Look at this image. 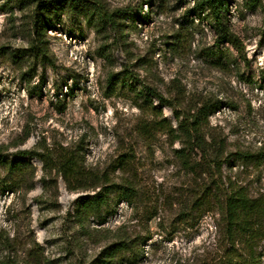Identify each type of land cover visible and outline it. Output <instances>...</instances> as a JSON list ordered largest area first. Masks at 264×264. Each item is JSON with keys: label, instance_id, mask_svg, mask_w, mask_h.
<instances>
[{"label": "rangeland", "instance_id": "1", "mask_svg": "<svg viewBox=\"0 0 264 264\" xmlns=\"http://www.w3.org/2000/svg\"><path fill=\"white\" fill-rule=\"evenodd\" d=\"M99 1L126 11L122 33L64 15L48 27L51 60L34 65L25 12L0 0V147L10 162L73 151L88 175L136 191L103 219L81 218L77 203L100 188L68 184L37 157L23 171L0 163V264H108L119 237L137 251L112 264H264V233L232 243L216 198L238 184L264 199V0H226L239 46L218 44L195 0ZM112 72L133 77L113 88ZM206 104L203 147L194 129L192 141L169 130L193 127ZM186 146L192 167L177 152Z\"/></svg>", "mask_w": 264, "mask_h": 264}, {"label": "trees", "instance_id": "2", "mask_svg": "<svg viewBox=\"0 0 264 264\" xmlns=\"http://www.w3.org/2000/svg\"><path fill=\"white\" fill-rule=\"evenodd\" d=\"M11 6L18 7L24 11V29L27 33L29 47L27 50V58L34 65L46 64L51 60L50 48L46 40L48 27L55 20H59L62 16L80 17L83 16L86 21L93 25L99 32L107 35L111 29L118 32H123L127 26L125 22L126 11L121 9H108L99 0H6ZM194 10L202 16L206 13L207 18H212L218 44L233 43L236 46L240 45V39L233 30L225 22V12L228 10L226 0H195ZM216 55V54H214ZM111 56V53L108 57ZM132 74L116 72L110 73L108 76L109 85L117 88L118 84L131 80ZM147 91L152 93V89L147 88ZM159 98H162L159 96ZM217 106L223 104L217 100ZM206 104L201 107L189 126V122L181 121L179 128L175 129L169 124V130L180 131L177 137L187 141L191 140V130L196 133L197 145L203 147L205 145L204 136L200 135L204 118H207L208 108ZM156 112L159 110L155 107ZM165 121V119H164ZM163 121V122H164ZM166 122V121H165ZM163 126H168L167 123H162ZM189 146L177 149L179 156L183 159L186 167H192L187 160L189 156ZM6 151L4 147H0V163H4L12 170L23 171V167L31 166L30 159L37 157L43 161L46 170L50 173L56 172L57 175H62L64 180L71 184L72 182H90L85 189H98L93 195L82 197L77 203V215L81 218H91L96 216L102 218L105 210L112 207V202L116 196V200H129L134 196L136 185L134 182L122 181L116 182L110 176H90L84 171L82 163L79 161V155L73 151L43 153L35 149L21 150L18 153L21 155V160L8 161L6 159ZM243 157H247L244 155ZM216 161V159H214ZM72 185V184H71ZM219 188V184H216ZM216 187V188H217ZM214 187H206V193L212 195ZM216 193V198L221 202V209L225 221V234L232 243L236 244V236L240 235L246 238L250 244L253 240L261 237L264 231V199L252 198L245 187L238 184H231L230 188L223 192ZM137 245L127 237H119L115 239L106 248L107 263L112 264L115 257L120 253L137 251ZM14 260V258H13ZM13 260H11L13 262ZM11 262V263H12ZM5 262V264H11ZM31 264V263H30ZM236 264H239L237 262Z\"/></svg>", "mask_w": 264, "mask_h": 264}]
</instances>
